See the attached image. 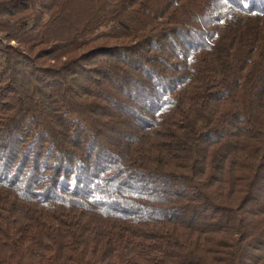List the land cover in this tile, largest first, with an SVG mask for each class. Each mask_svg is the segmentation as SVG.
Listing matches in <instances>:
<instances>
[{"label":"trees","instance_id":"trees-1","mask_svg":"<svg viewBox=\"0 0 264 264\" xmlns=\"http://www.w3.org/2000/svg\"><path fill=\"white\" fill-rule=\"evenodd\" d=\"M0 264H264V0H0Z\"/></svg>","mask_w":264,"mask_h":264}]
</instances>
